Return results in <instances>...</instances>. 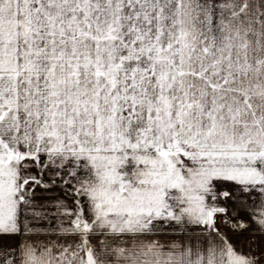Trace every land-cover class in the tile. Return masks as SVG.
I'll use <instances>...</instances> for the list:
<instances>
[{
  "label": "snow or ice",
  "instance_id": "6c2138e0",
  "mask_svg": "<svg viewBox=\"0 0 264 264\" xmlns=\"http://www.w3.org/2000/svg\"><path fill=\"white\" fill-rule=\"evenodd\" d=\"M0 264H264V0H0Z\"/></svg>",
  "mask_w": 264,
  "mask_h": 264
}]
</instances>
